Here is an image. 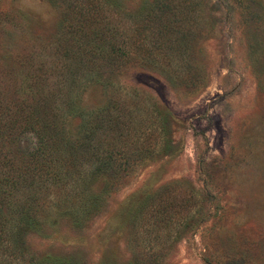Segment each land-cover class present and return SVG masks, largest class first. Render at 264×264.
I'll return each instance as SVG.
<instances>
[{"label":"rangeland","instance_id":"obj_1","mask_svg":"<svg viewBox=\"0 0 264 264\" xmlns=\"http://www.w3.org/2000/svg\"><path fill=\"white\" fill-rule=\"evenodd\" d=\"M36 90L71 142L122 115L94 144L134 162L28 174ZM0 204V264H264V0H0Z\"/></svg>","mask_w":264,"mask_h":264},{"label":"trees","instance_id":"obj_2","mask_svg":"<svg viewBox=\"0 0 264 264\" xmlns=\"http://www.w3.org/2000/svg\"><path fill=\"white\" fill-rule=\"evenodd\" d=\"M94 21H98L97 18H95ZM101 33H102L101 36L98 37H101V39L105 41L108 40L109 36L107 35V31ZM74 35L77 37L79 35V32L75 31ZM105 35L106 38L104 37ZM96 41H98L96 34L94 36H88L87 34L86 37L84 38L83 45L84 46L86 45L87 47L91 45L90 51L91 53H94L98 51L100 47V46L97 47L93 46L94 48L92 47V44L94 42H95L94 45L98 44V42ZM111 43L112 42H109V45ZM80 44L82 45V41L80 42ZM60 48L65 49L64 50L65 56L67 58H70L75 54L73 52L75 49L74 48L71 49L72 46L71 47L62 46ZM83 61H85V59ZM66 81L70 83L68 78L66 79ZM45 82L46 80L43 79L42 86L43 85L46 86ZM36 88L39 89L37 85ZM40 90H42V87ZM55 96L59 97L58 94L56 93H53V95L51 94V97L47 93H43L37 90L34 93V97H38L37 102L34 103V108L33 111L31 112L32 115H28V120L26 124L28 125L30 124L31 129L34 128L33 125L35 124L37 125L38 123H41L43 127H41L40 129L34 128L36 131L35 132L36 137L38 139V146H36V148L33 151H31V153H29L27 157L29 158V162L26 161V167L27 170L29 171L28 174L35 175L36 172L46 171L45 172L46 174L44 175L51 176V178H53L54 176H56L55 168L56 166H58L60 160L64 162L61 165L62 167L63 166L68 167V169L64 171L66 176L72 175L73 171L76 172V175H78L77 171H80L81 170L80 168H83L80 167V164L84 162V160L85 161L87 160V164L91 167H93L94 164L95 165L102 164L104 171H106L108 175H112L116 177L119 174H122L123 167L129 165L132 159L127 158L125 152L121 157L115 156L110 149L112 148V146L110 148L103 146L101 144V139H99L100 144L98 143V139L95 141L96 144H94V140H95L94 138L96 137V135L104 136V134L108 135L109 137L114 132L119 133L121 138L122 136L129 135V133H131V130L133 128H131V126L128 125V123L124 120V117L122 115L115 116L114 114H112V112L107 110L106 112L100 113L98 116H96V122H95V118H93V115L91 114L92 115L90 116L91 119L87 120V122L85 123L86 124L85 127H87L88 129L86 131L87 135L85 136V138L80 137V139H77L76 142H71L69 140L70 138H67L68 136L63 131L64 127L62 125H58L59 122H57L58 121L57 118L61 116V114L59 115L60 110H57V114H56V110L51 109L53 108L52 103L53 102L56 103L57 100V99H55L54 101L52 100L54 99ZM49 100H52V102L50 103ZM39 112H41L42 114H39ZM50 113H53L54 116H52ZM47 114H49L50 116H48ZM40 116H43L48 119L49 117L51 118L50 120H45L43 118H42L43 120H40L41 118ZM124 116L125 117L127 116L126 113L124 114ZM52 117L54 119H52ZM19 122L20 120L18 117L16 121L13 122V124H15L17 128H19V124H18ZM13 129L14 127L11 128V130ZM112 141L113 142L110 145L114 144V139H112ZM79 150L82 151L83 154H81ZM81 158L83 160H81ZM93 170L94 168L89 171L92 172ZM62 174H63L62 171H60V173H58L57 175H62ZM60 179H63V177ZM1 206L2 205L0 204V207ZM9 221L10 220H8L7 224L4 225L5 227L2 226L3 224L2 221H1L2 224L0 223V252L2 254H9L10 256L14 255L16 257H19L24 254L27 248H25L24 246L25 244L24 238H22V236L20 238L21 233H19V230L11 231L12 228L10 227V225H8ZM24 221L28 226L31 224H37V223H32V220L25 219ZM4 264H14V262L5 261Z\"/></svg>","mask_w":264,"mask_h":264}]
</instances>
